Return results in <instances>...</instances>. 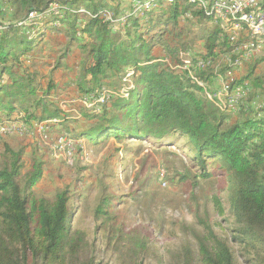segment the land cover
Segmentation results:
<instances>
[{"label":"trees","instance_id":"trees-1","mask_svg":"<svg viewBox=\"0 0 264 264\" xmlns=\"http://www.w3.org/2000/svg\"><path fill=\"white\" fill-rule=\"evenodd\" d=\"M128 1L121 6L119 0H0V15H6L5 19L8 20L0 30V79L7 78L0 83V122L7 119L4 118L6 116L9 118L15 110L20 109L24 115L32 113V107L36 113L33 112L27 119L24 117L26 123L50 119V122L61 124L65 115L52 100L46 98L54 88H58L54 69L60 67V60L67 57L75 43L80 54L77 63L70 67H76L73 82L90 103L97 101L100 106L96 114H90L93 122L89 128L77 136L90 142L113 136L117 140L153 138L166 143L184 137L201 178L211 177L208 166L214 165L229 179L230 211L241 225L235 232H239L241 240L246 238L262 242L264 109L252 113L249 107L240 109L238 103L237 111L224 110L221 102L225 96H221L219 90L215 94V103L220 104L218 108L207 98L203 86L185 71L180 73L168 63V57H178L182 53L189 55L187 49L191 48L180 37L184 28L177 31L181 15L189 11L201 21L203 17L214 19L213 16L206 14L197 1ZM53 4L57 7L55 14L49 11ZM134 4H137V8H134ZM2 8L6 11L3 12ZM31 13L45 17L37 20V17H31L29 20ZM159 15H165L166 22L172 23L171 46L160 36H148L147 26L141 30L144 26L139 21L151 18L155 20L154 27L161 20L153 17H161ZM38 20L48 25L46 32L29 34L30 30L38 31ZM21 21L24 23L21 24ZM54 22H58V25H53ZM224 23L227 29L234 25L231 18ZM244 27L249 35L251 33V38L260 37L256 31ZM227 31L229 36L215 26L206 32V36L200 37L204 52L191 58L197 64L193 75L197 80L210 82L214 77L210 59L219 54L223 46L227 45L226 50H232L229 39L235 40L236 37ZM54 33L62 34L67 41L59 43L56 65L49 76L42 78L48 80L39 94L36 81L41 77L40 70L37 69V73L31 66L26 68L27 65L22 63L25 55L34 58L32 50H35L36 61L37 53L41 51V60L49 63L52 50L48 44ZM247 44L252 42L243 46ZM155 47L163 49L164 56H154L152 51ZM181 47L184 52H181ZM202 59L204 63L198 65ZM181 60L179 58L178 61ZM127 70L131 71L128 76L132 78L127 90L121 93L108 87L109 90H104L108 93L104 99L102 89L107 88L105 83L125 74ZM247 81L239 80L235 84L245 83L246 86ZM252 81V84L248 82L253 87L264 88V83L258 77ZM231 84L226 83V88L241 89V104L246 92L243 87H233ZM229 115L236 117L233 122L229 120L232 118ZM22 154L23 148L6 147V157L0 167V264H96L94 252L90 257L81 258L86 255L89 246L83 234L78 230L70 232L68 188L57 189L51 198L37 195L33 188L42 176L40 161L32 163L20 183ZM110 201L106 195H100L93 210L96 220L109 218L107 207ZM211 201L222 215L224 210L220 198L214 195ZM203 228L204 234L195 237V250L184 245L172 257V263L234 264V254L227 241L219 237L209 223L204 222ZM143 247L146 245L142 241L132 240L126 254L135 258Z\"/></svg>","mask_w":264,"mask_h":264},{"label":"rangeland","instance_id":"rangeland-1","mask_svg":"<svg viewBox=\"0 0 264 264\" xmlns=\"http://www.w3.org/2000/svg\"><path fill=\"white\" fill-rule=\"evenodd\" d=\"M119 1L122 2L121 6H124V2H129ZM56 8V4H53L49 11L55 14ZM159 16L161 17H153L161 20L154 27L155 20H150L151 18L139 21L144 26L141 30L147 26L148 36H160L162 41L170 45L173 42L170 30L172 23L166 22L165 15ZM0 17L2 18L1 15ZM32 17H37L35 19L37 20L45 16L38 14ZM196 18L187 11L178 19L177 31L184 28L180 37L186 41V46L191 48L187 49L189 55L185 53L178 55L183 60L168 57V63L173 65L174 70L180 73L185 71L194 81L205 87L207 98L220 108V104L215 103L217 101L215 94L219 87L212 86L214 78H210V82L197 80L193 76L197 68L196 63L191 61V58L197 56L199 52H204L200 37L206 36L207 31L217 26L228 36L230 33L223 21L213 22L214 19L204 17L201 21ZM2 19L7 20L4 15ZM52 24L57 26L58 22ZM47 26L43 21H39L38 31L30 30L28 33H45ZM246 30V27L238 30L237 36L233 35L236 39H229L232 50H226L227 45L221 47L219 54L210 59L209 65L213 76L220 77V80L222 77L223 80L225 74H230L231 67H236L233 64L238 62V68L233 70L234 78H228L226 83H232L233 87H243L246 93L241 104L239 102L240 109L249 107V111L256 113L264 109V88L258 89L250 83L252 84L256 77L264 83V54L263 57L247 60L242 57V46L252 42ZM241 32H244L245 36L248 35L246 39L241 38ZM180 49L184 52L183 47ZM34 54L35 50H32L34 58L25 55L22 64L27 65L26 68L31 66L35 71L40 70L41 77L36 81L40 94L48 80L42 78L52 73L54 64L41 60V51L37 53V61ZM152 54L161 57L165 51L155 47ZM231 54H236L232 56L233 60ZM184 66L188 69L183 68ZM239 68L241 70H237ZM130 73L131 71L127 70L125 74L107 81L105 83L107 88L102 89L103 98L106 99L108 94L104 90L109 88L111 91L119 90L121 93L126 91L131 84L132 78L128 76ZM75 78V74L72 73L62 75L57 84L58 88H54L46 98L52 100L61 110V114L65 115L62 125L57 121L50 122V119L26 123L24 117L27 119L33 112L36 113L32 107H30L32 113L24 115L19 109L20 112L15 110L9 118L4 117L7 119L0 122V167L6 157L4 155L6 147L23 148L20 183L32 163L40 161L42 176L33 188L37 195L51 198L57 189L68 188L70 232L80 231L89 245L86 255L81 258L90 257L91 252H94L96 264H174L172 257L179 253L184 245L195 250V237L204 234L203 225L206 222L230 245L234 254V264H264V239L262 242L246 238L241 240L239 232H235L241 225L230 211L229 179L214 165L208 166L212 173L211 177L201 178L198 167L192 161L191 148L184 137H179L172 143L153 138L117 140L113 136L105 137L98 142H90L86 138L78 137V133L89 128L93 122L90 114H96L100 106L97 101L90 103L85 95L78 91L73 82ZM2 80L7 78L0 79V83ZM239 80L244 82L248 80L250 83L247 81L246 86L245 83L235 84ZM215 87L217 90L213 91ZM233 90L241 91L237 88ZM126 95L127 93L124 94ZM101 100L102 98L99 99L100 102ZM221 105L224 107V99ZM228 117L233 119V115ZM66 126L70 129L66 130ZM69 131L74 133L71 134ZM101 194L111 200L107 207L109 218L106 220H96L93 215ZM214 195L222 202L224 210L222 215L217 212L211 201ZM132 240L142 241L146 245L135 258L126 254Z\"/></svg>","mask_w":264,"mask_h":264},{"label":"built area","instance_id":"built-area-1","mask_svg":"<svg viewBox=\"0 0 264 264\" xmlns=\"http://www.w3.org/2000/svg\"><path fill=\"white\" fill-rule=\"evenodd\" d=\"M207 2H208V9H212V3H223V10H218V15L239 13V15H244L246 19L252 20V31H260V38H252V44H247L246 51H244L243 55H245L246 60L255 58L258 56L263 57L264 0H207ZM134 8H137V4H134ZM1 10L3 12L6 11V9L4 8H2ZM133 11H135V9ZM34 15H37V14L31 13L29 20ZM2 18L0 19V30L2 29L3 23H8L7 20H4ZM119 20H122V18H120ZM213 22H215V19L213 20ZM23 23L24 21H21V24ZM226 30H232L233 35H235V33L238 32L237 28L235 27H233L232 29H226ZM249 36H251V33ZM233 55H236V54H231V60H233L232 59ZM227 63L229 64V62ZM183 68H186V66H184ZM235 68H238V64H236V67H231L230 74H225L226 77L223 80L221 77V80H220L219 92L221 93V96H226V105H224V110H230V106L232 104V96H237L239 93V91L226 88V81H228V78H234L233 70Z\"/></svg>","mask_w":264,"mask_h":264},{"label":"crops","instance_id":"crops-1","mask_svg":"<svg viewBox=\"0 0 264 264\" xmlns=\"http://www.w3.org/2000/svg\"><path fill=\"white\" fill-rule=\"evenodd\" d=\"M50 37L52 38V41H51L52 43L50 42L48 45L51 48L52 52H51V57H49L48 60H49V63L56 65V62H57V59H56L57 52H58L59 47H60L59 46L60 45L59 43L60 42H66L67 40H66V38L62 34H56V33H54ZM246 37L247 36H245L244 32H241V38L243 39V38H246ZM79 54H80V52H79L76 44L73 43V45L69 49V53H68L67 57L65 59L60 60L61 61L60 67L57 68V69H55V71H54V74L53 75L55 76V83L56 84H59L58 81L60 80V77L65 74V72H67L69 74L70 73L73 74V72H75L76 67H73V69H71V68H72V66H74L77 63ZM263 54H264V50H263ZM237 70H241V68H239ZM68 71H71V72H68ZM213 78H214V80L212 81V86L213 87L216 86L218 88L219 87V84H220V77H215L214 76ZM216 87L214 88L213 91L217 90ZM235 118L236 117H233L232 120L231 119H229V120L231 122H233L235 120Z\"/></svg>","mask_w":264,"mask_h":264},{"label":"bare ground","instance_id":"bare-ground-1","mask_svg":"<svg viewBox=\"0 0 264 264\" xmlns=\"http://www.w3.org/2000/svg\"><path fill=\"white\" fill-rule=\"evenodd\" d=\"M196 1L200 4V6L202 8L205 9L204 11L206 12V14L212 15L215 20L226 22L229 18H231L234 22L233 27L237 28V30H240L244 26H247L249 29L252 30V20L246 19L244 15H239V13H232V14H227V15H218V10H223V3H212V9H208L207 0H190L191 3L196 2ZM233 27H231V29ZM2 28H4V25L2 26ZM229 31L233 34L232 30H229ZM256 32L258 34H260V31H256ZM235 36H237V32L235 33ZM258 38H260V37H258ZM246 47L247 46H242V48H241V50L243 51V54H244V51H246ZM238 52H240V51L238 50ZM242 57L246 58L245 55H242ZM203 63H204V61L201 60L198 62V65H202ZM236 91H239V93L237 96H232V104L230 106V110H232V111H235V109H237V105L239 103V98L242 96L240 90H236ZM224 105H226V96H225V100H224Z\"/></svg>","mask_w":264,"mask_h":264},{"label":"clouds","instance_id":"clouds-1","mask_svg":"<svg viewBox=\"0 0 264 264\" xmlns=\"http://www.w3.org/2000/svg\"><path fill=\"white\" fill-rule=\"evenodd\" d=\"M205 88V87H204ZM205 90H206V88H205Z\"/></svg>","mask_w":264,"mask_h":264}]
</instances>
